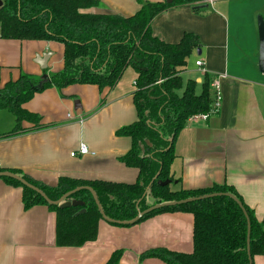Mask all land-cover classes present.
I'll list each match as a JSON object with an SVG mask.
<instances>
[{
    "label": "crops",
    "instance_id": "crops-1",
    "mask_svg": "<svg viewBox=\"0 0 264 264\" xmlns=\"http://www.w3.org/2000/svg\"><path fill=\"white\" fill-rule=\"evenodd\" d=\"M215 2L213 9L193 8L208 5L206 0L173 6L151 24L156 36L171 43L179 42L185 33L196 34L200 47L192 53L194 62L188 64L183 78L196 80L200 92L205 74L219 77L223 95L218 114L207 120L191 118L181 130L174 145L176 157L171 172L185 189L234 185L257 218L264 221V73L258 70L257 16L264 0ZM140 6L137 0H101L99 7L86 11L131 16ZM64 48L62 42L54 40L0 37V88L17 80L23 68L47 80L63 69ZM49 52L48 66L42 69L36 58ZM199 60L203 65H196ZM135 72L130 74L134 80L131 90L121 84L123 74L114 88L103 91L94 84L76 83L36 92L32 98L36 97L38 103H32L31 98L24 107L41 115L44 127L33 129V124L25 122L23 127L32 130L5 136L14 129V120L12 129H0V168L20 170L51 186L61 176L136 182L139 170L119 160L131 144L116 134L122 124L138 119L133 100ZM89 91L100 108L95 109L85 99ZM72 96L80 98L82 107L74 106L71 115ZM60 107L69 113L58 114L56 109ZM100 114L108 116L106 128H97L98 120H104ZM82 143L89 147L88 154H78ZM73 151L77 152L74 156ZM56 224L57 215L48 206L25 209L23 189L0 181V264H105L119 249L124 253L118 264H141V254L151 248L188 253L194 248L191 213L163 212L131 226H116L101 219L97 239L80 247L58 246ZM254 262L264 264V255L255 256ZM142 264L167 263L146 258Z\"/></svg>",
    "mask_w": 264,
    "mask_h": 264
},
{
    "label": "trees",
    "instance_id": "trees-1",
    "mask_svg": "<svg viewBox=\"0 0 264 264\" xmlns=\"http://www.w3.org/2000/svg\"><path fill=\"white\" fill-rule=\"evenodd\" d=\"M198 0H173L151 2L139 0L140 9L131 16L114 13H91L87 9L99 7L101 0H3L0 7V37L18 40L59 41L64 48V67L52 73L47 80L21 73L0 88V110L15 117L14 129L5 136L16 135L31 129L23 123L33 124V129L44 127L42 116L24 107L38 91L71 84H94L101 91L114 88L125 70L132 66L137 71L133 100L138 119L121 126L117 136L131 139L129 151L119 156L128 167L137 168L139 176L134 183L105 180H85L61 176L56 185L39 182L20 170L9 171L22 175L28 182L43 190L51 200H58L67 192L90 186L97 193L105 214L115 220H131L139 210L152 203L178 201L211 193L235 194L243 203L251 222L250 250L254 258L264 255V221L243 200L234 185L214 184L208 188L185 189L176 180L171 166L176 157L175 141L188 121L195 115L207 113L212 102L211 85L216 76L205 74L201 91L198 82L185 80L189 58L200 47L199 37L185 33L177 43L156 36L151 28L153 20L165 10ZM145 151L142 152L140 145ZM5 171L0 168V172ZM157 179L151 184L157 173ZM172 180L160 185L158 180ZM21 187L25 209L46 205L57 215L56 244L80 247L97 239L102 214L87 189H81L70 198L82 200L83 206L60 207L50 204L38 192L10 177L0 181ZM151 184L150 192L145 195ZM85 208L86 211L76 215ZM163 212H185L194 217L191 253L163 247L145 250L140 262L158 258L167 264H249L247 252V219L240 206L225 195L210 197L175 206H165L144 215L140 223ZM135 223V224H137ZM116 226H131L111 223ZM116 250L105 264H118L123 256Z\"/></svg>",
    "mask_w": 264,
    "mask_h": 264
},
{
    "label": "water",
    "instance_id": "water-1",
    "mask_svg": "<svg viewBox=\"0 0 264 264\" xmlns=\"http://www.w3.org/2000/svg\"><path fill=\"white\" fill-rule=\"evenodd\" d=\"M167 3H172L173 0H165ZM4 4L3 0H0V7H2ZM206 4H198V5H194L193 8L194 9H201L206 7ZM258 33H259V62H258V70L261 73H264V19L262 16H258ZM200 51V50H198ZM51 56V53H45L42 56H37L36 58V62L40 65V67L42 69H46L48 66V60ZM81 103L79 100L75 101V109L80 108L81 109ZM142 152L145 151V147L143 144L140 145ZM159 175V172L157 173V175L155 176V178L153 179V181L151 182V184L157 179ZM2 176H6V177H10L13 178L15 180L20 181L22 184L32 188L33 190H35L36 192H38L42 197H44L46 199V201L50 204H54V205H59L60 207L64 208V207H70V206H83L84 202L82 200L79 199H75V198H70L71 195L73 193H75L76 191H79L81 189H87L88 191L91 192L97 206L98 209L100 210V213L102 214V218L103 220H106L110 223H119V224H124V225H134L135 223H137L144 215L150 213L151 211H154L156 209L165 207V206H175V205H179V204H184V203H188V202H192V201H197V200H202V199H206V198H210V197H216V196H222L225 195L227 197H230L231 199H233L242 209L246 219H247V226H248V234H247V252H248V257H249V264H253V258L251 255V250H250V242H251V222H250V218L249 215L243 205V203L240 201V199L233 193L230 192H226V193H211V194H205L202 196H197V197H191V198H187V199H183V200H178V201H162V202H157L154 203V201H152V204L146 208L145 210H139L138 214L132 218L131 220H115L112 219L110 217H108L105 212L104 209L99 201L98 195L97 193L94 191V189L90 186H80L77 187L69 192H67L66 194H64L61 198H59L58 200H51L46 193L41 190L39 187H36L35 185L31 184L30 182H28L22 175L15 173V172H11L9 170H5V171H1L0 172V177ZM178 181L175 180L174 183H177ZM172 183V180L167 179V180H158V184L160 185H169ZM151 184L146 188L145 191V195H147L148 192H150V187ZM86 211L85 208L81 209L80 211H78L76 213V215H80L82 213H84Z\"/></svg>",
    "mask_w": 264,
    "mask_h": 264
},
{
    "label": "rangeland",
    "instance_id": "rangeland-1",
    "mask_svg": "<svg viewBox=\"0 0 264 264\" xmlns=\"http://www.w3.org/2000/svg\"><path fill=\"white\" fill-rule=\"evenodd\" d=\"M138 2H139V0H137ZM146 1H150V0H146ZM163 1H165V0H163ZM214 2H215V0H214ZM216 3V2H215ZM214 3V4H215ZM208 5L207 6H210V9H213L214 8V4L213 3H207ZM257 16H262L263 17V19H264V8H262V10L259 12V14L257 15ZM63 59L61 58V62H63L62 61ZM194 62V60L190 57L189 58V65L191 64V63H193ZM23 72L22 73H24V74H30V75H34V74H31V73H27L28 72V70H25L24 68H23V70H22ZM27 71V72H26ZM131 72L132 73H134L135 75H136V72H135V69H133L132 67H130V68H128L127 69V71L125 72V74H124V77H123V83L121 82V84H123L125 87H127V90H131L133 87H134V80H132V77H131ZM42 77V76H41ZM88 86H90V85H88ZM119 88H121V90L123 89V86L122 85H120L119 86ZM72 98H73V96H72ZM85 99H88L89 100V103L90 104H92V106L96 109V107L97 108H100L99 106H98V102H93L92 101V93L89 91L88 93H87V96H86V98ZM76 100H79L80 101V98L78 97V98H73V103H72V107H73V112L71 111L70 112V114L72 115V113L74 114L75 112H74V106H75V101ZM31 101H32V103H38V99H36V97L35 98H32L31 99ZM99 103H100V101H99ZM100 110V109H99ZM56 112L58 113V114H62L63 113V115H66V113H69V112H67V110H65L63 107H60V108H57L56 109ZM100 112H102L103 114H106V112L104 111L103 112V110L102 111H100ZM103 114H100V116H101V118H103L104 120H103V122L101 123L100 122V120H98V125H97V128H106V126H107V120H108V116L106 117V118H104V116H103ZM15 117L13 116V114L12 113H10L9 111H7V110H0V129H12L13 127H14V125H15V119H14ZM137 118H135L134 120H136ZM133 120V121H134ZM132 122V121H131ZM128 123H130V122H128ZM126 124V123H125ZM124 124V125H125ZM122 126H123V124H122ZM121 127V126H120ZM119 138H123V139H127V140H129V144H131V139L129 138V137H126V136H119ZM147 201L148 202H150V203H152V201H153V197L151 196V195H149L148 197H147Z\"/></svg>",
    "mask_w": 264,
    "mask_h": 264
},
{
    "label": "built area",
    "instance_id": "built-area-1",
    "mask_svg": "<svg viewBox=\"0 0 264 264\" xmlns=\"http://www.w3.org/2000/svg\"><path fill=\"white\" fill-rule=\"evenodd\" d=\"M206 2L207 3H213L214 0H206ZM196 65L201 66V65H203V62L201 60H199L196 62ZM211 88H212L211 89V91H212V102H211L210 110L207 113L195 115L192 118L207 120L211 116H214L221 111L222 102H223V95H222V92L220 90L219 77L213 81ZM77 151H78V154H81V155H85V154H88L90 152L89 147L85 143H82ZM76 154H77L76 151L71 152L72 156H74ZM0 167H1V164H0Z\"/></svg>",
    "mask_w": 264,
    "mask_h": 264
}]
</instances>
